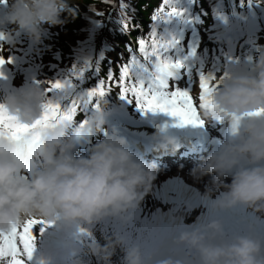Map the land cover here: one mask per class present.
Instances as JSON below:
<instances>
[{
	"label": "clouds",
	"instance_id": "obj_1",
	"mask_svg": "<svg viewBox=\"0 0 264 264\" xmlns=\"http://www.w3.org/2000/svg\"><path fill=\"white\" fill-rule=\"evenodd\" d=\"M77 15L75 0H8L0 24L14 26L13 33H7L9 44L15 43L19 33L40 43L47 27L64 25ZM217 81L212 103L241 118L236 130H230L216 149L201 157L202 162L194 165L190 174L196 180L214 174L203 193L213 213L239 204L264 216V116L245 115L264 108V50L248 70ZM47 87L44 80L34 82L22 92L6 93L0 103L22 123L32 124L41 115ZM106 103L104 97L99 98V107L83 130L75 120L68 124L71 134L60 124L41 129L43 146L38 154H28L16 139L0 135V231L32 217L50 221L59 217L69 226L106 216L125 222L133 219L153 190L160 171L157 161L137 156L128 147L127 138L115 129L92 145L87 155L74 152L78 132L103 129ZM200 115L209 119L217 112L208 107L201 109ZM155 135L159 139L154 150L175 152L182 146L162 129ZM191 207L169 210L170 219L184 226L147 258L139 244L129 243L118 233L106 236L103 243L93 239L87 251L103 264H112L117 248L123 252L122 264H264V235L253 225L244 234L229 235L219 218L209 216L206 221L185 224ZM178 248L183 250L174 251ZM74 264L84 261L78 258Z\"/></svg>",
	"mask_w": 264,
	"mask_h": 264
},
{
	"label": "snow or ice",
	"instance_id": "obj_2",
	"mask_svg": "<svg viewBox=\"0 0 264 264\" xmlns=\"http://www.w3.org/2000/svg\"><path fill=\"white\" fill-rule=\"evenodd\" d=\"M7 2L8 0H0V4H7ZM119 6L126 16L130 5L120 0ZM165 6L169 7L168 11L164 10ZM182 11L175 6L174 0H163L161 7L152 16V20L166 21L173 16L181 15ZM96 14L104 15V13ZM130 19L132 18L116 20L124 33L129 29ZM135 28L136 26L133 25V29ZM148 36L150 39L140 37L137 41L142 58L138 57L130 44L126 46L130 57L127 61L121 62L118 78L111 68L106 79L99 78L100 61L86 58L82 64H74L60 76L44 80L48 85L45 89L46 99L41 105L40 117L32 124L22 123L4 104L0 103V135L34 143L39 139L41 129L56 124H69L75 120L78 111L86 117L89 105L93 103L94 98L95 107L98 108L99 98L111 93L113 84L119 87V96L122 99H126L129 103L135 101L137 107L145 111L167 112L178 117L181 124H202L199 110L211 107L217 112V119L230 118V130L235 131L241 117L234 113H226L212 103L213 93L219 81L211 73L199 74L200 91L195 97L191 94L194 77H197L191 70V58L196 55L195 46H192L187 55H184L176 37L168 38L160 35L155 23L151 25ZM6 40L7 33L0 31V69L13 61L12 56L5 57L2 54L3 42ZM185 69H188L191 75V83L181 87L176 78L182 75ZM3 76L4 72L0 70V77ZM92 79H96V84L85 88V82L88 83ZM245 115L264 116V108ZM87 124L88 119L84 118L79 122V128L83 130ZM87 132H78V138ZM48 223L50 221L32 217L23 223L13 224L7 231H0V264H29L35 247V226L43 224L46 227ZM39 231L42 233L44 227H41Z\"/></svg>",
	"mask_w": 264,
	"mask_h": 264
},
{
	"label": "trees",
	"instance_id": "obj_3",
	"mask_svg": "<svg viewBox=\"0 0 264 264\" xmlns=\"http://www.w3.org/2000/svg\"><path fill=\"white\" fill-rule=\"evenodd\" d=\"M80 1L83 8L92 9L96 17V24H93L78 10V15L75 19L69 17L67 23L60 25L59 28L56 27V29L48 27V29L50 28L48 31L50 37L43 50L26 52L22 47H17L18 51L25 57V63L35 67V70L29 74L26 81L16 80V74L13 69L10 68L8 72L4 70L5 75L0 77V100L8 92H22L34 82L56 78L74 64H82L86 58L100 61L99 78L106 79L109 68L112 69L114 75L118 78L121 62L127 61L130 57L126 46L130 44L138 57H142L138 51V38L150 39L148 34L151 31V25L155 23L159 33L161 26L166 22L152 20V16L161 7L163 0H124L125 3L130 5L126 16L119 6L120 0ZM204 1L199 0L201 4ZM247 3L248 0H221L222 15L237 43L244 34L245 21L243 16ZM164 10L168 11L169 7L165 6ZM96 13H104V15L98 16ZM127 17L132 19L129 20L128 31L124 33L121 25L116 20L120 18L126 19ZM209 22L210 18L207 16L205 23ZM133 25L136 26L135 29H133ZM62 30H68L69 37L73 43L67 41L61 33ZM103 44L110 45L111 50H102ZM46 55H48L50 63L47 61ZM96 82V79H92L88 83L85 82L84 87L87 88L96 84ZM112 92H114V95L117 93L115 84L112 85ZM108 96L109 94H106L104 98ZM89 108L96 109L95 98ZM81 117L82 113L78 111L74 119L79 123ZM65 128L68 134L72 130L71 127H68V124L65 125ZM139 208L141 213L137 214L136 209L133 219L127 222L122 221L118 217L106 216L93 223L81 220L77 224L69 226L68 236L71 243L65 248L57 250L58 252L52 251V260L55 264H74L75 260L79 258L84 261V264H103L96 256L87 251V245L93 239L103 243L104 238L113 233L124 236L129 243L139 244L142 254L147 258L158 251L169 240V237L145 225V221L149 223L160 215V206L158 204L144 201L143 206L140 205ZM192 217L185 219V222H189ZM156 238L157 240H154ZM181 250L183 249H174V251ZM122 257L123 252L120 248H117L111 257L112 264H122Z\"/></svg>",
	"mask_w": 264,
	"mask_h": 264
},
{
	"label": "rangeland",
	"instance_id": "obj_4",
	"mask_svg": "<svg viewBox=\"0 0 264 264\" xmlns=\"http://www.w3.org/2000/svg\"><path fill=\"white\" fill-rule=\"evenodd\" d=\"M221 0H206L204 1L203 4L198 5L197 0H174L175 6L178 9H182L181 15L178 16H173L172 21L168 22L164 27H161L160 29V34L163 36H166L168 38H171L175 36L176 38L179 39V47L180 49H184V47L188 44V37H187V29L191 28L192 32H200L199 34V40L197 42V50H198V57H195V64L191 66L192 74H195L197 77H194V84L192 88V92L195 96L198 95L199 93V87L196 85V81L198 80L199 74L202 72L204 74H207V71L212 69L213 66L221 68L224 70V72L227 73V76L246 71L249 68L248 64V58L249 56H252V44L253 41L261 42L264 44V27H263V19H264V1L260 2L258 0H248L247 3V8L245 10L244 14V19L246 21V29H245V42L242 45L241 48L237 47L234 44V39H230L227 35V31L224 25V22L222 21L220 15H219V9L218 6H220ZM75 3L78 4V9L82 7L81 1L80 0H75ZM7 4H0V10L5 13L7 10L6 7ZM211 11L212 17H213V22L209 26H205L206 28H202V18L203 14L207 11ZM256 27V32L258 33V36L254 37L251 36L250 32L252 31V27ZM60 26H55L52 27L56 28ZM255 28V27H254ZM216 29V30H215ZM2 32L11 34L13 33V28L11 27H5L1 29ZM182 32V34H181ZM62 35L64 37H68V30H62ZM198 34V33H197ZM45 35V33H44ZM18 38H16L14 44H9L6 41H4V51L3 55L5 57L7 56H12L13 61L12 63H9L8 66L11 67L15 71L16 80H23L28 77L27 76V69L25 68L26 65L23 63V58L22 55L19 53L17 47H22L24 51H30L31 48L33 47V42L27 37L26 34L19 33L16 35ZM49 37H47L48 40ZM204 39V40H203ZM46 42V41H44ZM102 50H111V46L108 44H103L101 47ZM188 51V50H187ZM48 55H46L47 57ZM226 58V62H225ZM228 58H231L228 61ZM47 61L49 62L48 57L46 58ZM210 60V61H209ZM233 61L232 64H230ZM207 62H210L207 64ZM50 63V62H49ZM4 72V69H0ZM6 72H8L6 70ZM184 73L186 74L182 79L178 80L179 81V86L183 87L186 84L191 83V75L189 74L188 69L184 70ZM5 75V73H4ZM217 79V78H216ZM215 81H213L214 83ZM198 83V82H197ZM120 91V89H119ZM122 99L121 97H119ZM125 106L128 108V112L124 109ZM108 109L111 111V113L106 115V122L103 126V132L106 129L107 125V119L110 117H115V116H130L132 118L136 119H152V111L151 110H143L139 107H137L135 101L128 103L126 102V105L120 104H110ZM91 114L88 115V117ZM87 117V119H88ZM213 118V117H212ZM212 118H209L208 120L212 121ZM109 124V122H108ZM110 125V124H109ZM109 128H112L111 125ZM93 130V129H92ZM101 131H97L95 129V134L93 136V140L100 141V135L102 133ZM94 131V130H93ZM163 169H161L159 172H162ZM207 176V175H206ZM171 192H166L165 188H162L159 184L154 183L153 190L144 198V200L141 202V205L143 204L144 201H151L155 202L160 206V209L162 208L165 209L166 207L170 206H175L179 205L180 202H182L184 199L183 198H177V196L173 193L170 194ZM204 191L201 190L200 193L197 195V199L194 202L191 199H187L188 202L182 208L186 207L188 203H191L195 207H191L190 213H198V218L196 220H199L200 222L206 221L209 217L208 214L213 215L214 213L211 211L209 208V203L208 199L203 195ZM168 195H170L168 197ZM244 209L246 207L244 205H241ZM139 210V209H138ZM249 211V210H248ZM208 212V213H207ZM250 219L253 220L254 222L259 223L260 225H264V216L261 214H258L254 212L252 209H250ZM140 213V212H138ZM167 217V224L160 227V230H158L160 233L163 231H170L175 229V223H172L170 221V216L169 214L166 215ZM57 217L54 220V224H57ZM218 218V216H217ZM44 220V219H43ZM223 223H225L224 219L221 218ZM46 221V220H45ZM50 221V220H48ZM51 220L50 222H52ZM62 224L67 228L69 225H65L62 221ZM146 227L150 226L148 223L145 221ZM250 223L245 225V227L249 228ZM40 226V225H37ZM35 226V228L37 227ZM53 225L47 226L49 229ZM154 228V227H152ZM155 229V228H154ZM163 230V231H162ZM258 234L263 235L262 230H255ZM245 233V228L242 226H235L232 227V233H228L229 235L232 234H244ZM36 240V239H35ZM154 240H157L154 239ZM34 251L37 254V257L35 259L34 255L32 256L31 261L34 262H39V252L34 248ZM33 251V254H34ZM42 254V252H41Z\"/></svg>",
	"mask_w": 264,
	"mask_h": 264
},
{
	"label": "bare ground",
	"instance_id": "obj_5",
	"mask_svg": "<svg viewBox=\"0 0 264 264\" xmlns=\"http://www.w3.org/2000/svg\"><path fill=\"white\" fill-rule=\"evenodd\" d=\"M6 7H8V2ZM264 22V19L262 20ZM264 24V23H263ZM252 27V31L250 32L251 36H258V33L256 32V27ZM12 27H14L12 25ZM264 27V25H263ZM258 29V28H257ZM216 30V29H215ZM264 46V44H263ZM230 60V59H229ZM228 60V61H229ZM233 61L230 63L232 64ZM251 65H254V63H251ZM198 86V83H197ZM199 87V86H198ZM199 89V88H198ZM168 118H171L170 114H166ZM117 121H121L120 123L116 124L113 123V127H115V130H118L119 134L123 136L127 135H141L145 132V130H153L154 125L153 123L147 122L145 120H134V119H126L122 120V116H119V119ZM114 130V129H112ZM187 161V159H186ZM185 163V161H184ZM198 161H195L194 163L189 166L188 164H179L178 161H175L172 165L169 164L167 166H164L162 172H158L157 178L154 181L155 184H159L162 188L165 189H172L175 191L178 195L184 196V197H192L194 196L189 191V187L194 186L198 190L205 191V185L210 181L211 176L208 174L207 176H204L203 178L196 180L193 178V176L190 174V170L194 167V165L198 164ZM241 206V205H240ZM242 207V206H241ZM241 212L244 211V208H239ZM245 210H249L250 208H246ZM250 218L249 213L244 214L243 217Z\"/></svg>",
	"mask_w": 264,
	"mask_h": 264
}]
</instances>
